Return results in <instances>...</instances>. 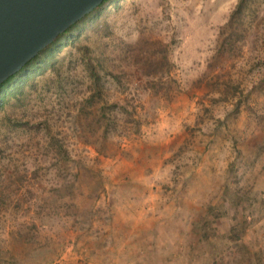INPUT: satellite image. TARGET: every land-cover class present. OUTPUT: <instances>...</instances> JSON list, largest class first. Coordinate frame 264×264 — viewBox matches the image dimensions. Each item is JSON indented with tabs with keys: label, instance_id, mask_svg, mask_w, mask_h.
Returning <instances> with one entry per match:
<instances>
[{
	"label": "rangeland",
	"instance_id": "obj_1",
	"mask_svg": "<svg viewBox=\"0 0 264 264\" xmlns=\"http://www.w3.org/2000/svg\"><path fill=\"white\" fill-rule=\"evenodd\" d=\"M80 33L0 101V264H264V0Z\"/></svg>",
	"mask_w": 264,
	"mask_h": 264
},
{
	"label": "water",
	"instance_id": "obj_2",
	"mask_svg": "<svg viewBox=\"0 0 264 264\" xmlns=\"http://www.w3.org/2000/svg\"><path fill=\"white\" fill-rule=\"evenodd\" d=\"M106 0H0V85Z\"/></svg>",
	"mask_w": 264,
	"mask_h": 264
},
{
	"label": "trees",
	"instance_id": "obj_3",
	"mask_svg": "<svg viewBox=\"0 0 264 264\" xmlns=\"http://www.w3.org/2000/svg\"><path fill=\"white\" fill-rule=\"evenodd\" d=\"M110 0L104 1L96 10L84 17L82 20L71 26L65 33L60 35L55 42L45 48L38 56L31 60L21 71L8 78L3 84L0 85V101L11 95L17 89H19L26 80L39 75L44 66L51 65L56 53L62 49L66 44H70L71 41H78L80 38L81 28L86 22H95L101 12L102 7ZM102 67V65H99ZM91 75L95 78L99 76L97 71L92 65H89Z\"/></svg>",
	"mask_w": 264,
	"mask_h": 264
}]
</instances>
